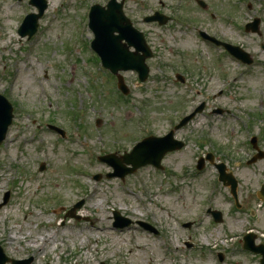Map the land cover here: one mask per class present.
I'll return each instance as SVG.
<instances>
[{
	"label": "rangeland",
	"instance_id": "obj_1",
	"mask_svg": "<svg viewBox=\"0 0 264 264\" xmlns=\"http://www.w3.org/2000/svg\"><path fill=\"white\" fill-rule=\"evenodd\" d=\"M45 1L37 31L27 39L16 32L36 7L0 0V94L13 107L0 144V203L8 193L0 206L5 255L31 257L30 264H258L240 241L251 229L264 244V201L256 195L264 158L247 163L255 153L250 137L264 151V0H203L204 8L196 0H124V14L153 52L144 82L134 71L120 72L127 95L90 51L88 8L108 0ZM155 10L172 20L144 22ZM253 17L259 33L242 28ZM198 30L240 47L252 63L205 43ZM201 103L202 110L174 130L184 146L165 154L163 170L147 165L123 181L105 177L111 168L98 155H119L142 137L165 135ZM209 152L236 179L238 208L213 164L195 169ZM79 200L73 214L80 218L70 217ZM208 207L223 220L214 222ZM113 210L150 223L158 234L136 223L113 228Z\"/></svg>",
	"mask_w": 264,
	"mask_h": 264
},
{
	"label": "water",
	"instance_id": "obj_2",
	"mask_svg": "<svg viewBox=\"0 0 264 264\" xmlns=\"http://www.w3.org/2000/svg\"><path fill=\"white\" fill-rule=\"evenodd\" d=\"M31 3L36 4L38 7V14H29L25 21L23 22L19 33L24 35L27 33L29 36L36 29V21L42 15L43 9L45 8V2L43 0H31ZM200 6L204 7L205 4L198 0ZM123 0L118 2L117 0H109L106 8L99 5H93L90 10V28L94 33V39L91 44L94 50L100 55L102 62L105 67L109 68L113 73H117L119 70L134 69L139 73V79L141 81L145 80L148 68L145 65V58L151 56V51L147 47L143 35L141 32L137 31L132 27L129 19L123 14L122 11ZM146 21L158 20L160 24L165 23L167 18L159 13H155L153 16L145 18ZM258 19L254 22L248 24L247 30L252 31L258 30ZM117 33V34H115ZM206 36L205 34H203ZM125 40L127 44L122 43ZM129 46H133L135 51H129ZM225 47L233 53L235 56L243 60L244 62L250 63L249 56L247 53L240 50L238 47L230 46L225 44ZM141 52V53H140ZM119 86L122 91L127 92L126 88L122 82L121 76H119ZM12 108L7 100L0 95V142L5 137V133L8 125L12 118ZM193 114L185 117L182 121L175 126V128L183 125L187 120L192 117ZM56 129L55 127H53ZM59 132V129H56ZM255 144V139H252ZM183 146V142L173 139V131H170L167 135L163 137H146L137 145H135L130 153H126L117 157L115 154L110 153L107 155L99 156L98 159L104 161L111 165L114 169L112 173L108 176H119L124 177L125 174L133 172L139 166L145 165L147 163L153 164L154 166L160 165V160L163 155L172 150L179 149ZM263 153L257 154L252 158L251 161L255 160L257 157H261ZM207 159L211 161V155L208 154ZM123 162L126 164H131V167H125ZM203 164V159H200L197 167L201 168ZM219 172V180L223 182L224 185H229L232 195L235 197V186L236 181L230 173H225V166L223 163L215 164ZM44 165L40 166L42 169ZM99 176L97 175L96 178ZM259 198L264 200V184L261 185L260 190L257 192ZM7 200V194L3 199V203ZM83 201L77 202L70 210V216H74L73 210L79 207ZM211 214L214 216L215 221H221L220 212L211 210ZM115 227H124L130 223L129 218L122 217L117 211L113 212ZM142 227L150 231H155V229L145 223L138 222ZM189 226V223L186 224ZM255 235L252 233H247L243 240V247L248 250H252L256 253H260L262 258L260 264H264V245L254 244ZM10 261L12 264H29L31 258L25 260H15L11 259L3 253L0 247V264H5Z\"/></svg>",
	"mask_w": 264,
	"mask_h": 264
},
{
	"label": "bare ground",
	"instance_id": "obj_3",
	"mask_svg": "<svg viewBox=\"0 0 264 264\" xmlns=\"http://www.w3.org/2000/svg\"><path fill=\"white\" fill-rule=\"evenodd\" d=\"M8 10H9L10 13L8 12ZM7 12H8V14L13 15V13H14V6H13V5H10V6L8 7V9H7ZM5 25H7V22H5ZM100 203H101V201H97V202H96V205H99ZM97 229H100V227L97 228ZM15 234H16V232L14 231V232L10 235L12 239L15 238ZM32 242L34 243V242H36V240L33 239Z\"/></svg>",
	"mask_w": 264,
	"mask_h": 264
}]
</instances>
